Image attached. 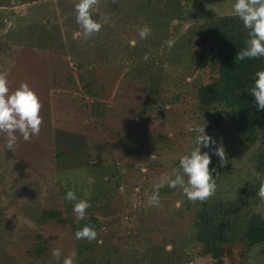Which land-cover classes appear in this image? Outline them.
Here are the masks:
<instances>
[{
    "label": "rangeland",
    "instance_id": "1",
    "mask_svg": "<svg viewBox=\"0 0 264 264\" xmlns=\"http://www.w3.org/2000/svg\"><path fill=\"white\" fill-rule=\"evenodd\" d=\"M176 1L181 7L187 0H100L92 18L103 27L85 39L76 23L78 0H0V72L7 74L10 93L27 84L43 105L40 133L29 142L16 133L18 142L8 150L6 134L0 133V264L24 258L23 250L33 245L37 233L56 235L48 241L47 254L59 248L65 257L66 242H74L67 228L52 221L36 223L41 209L64 214L58 186L74 191L77 200L105 195L99 202L104 204L109 199L100 212L92 211L101 229L90 255L102 264L105 258L113 264H191L183 247L191 213L180 187L163 191L165 184L159 206L148 204L154 185L165 176L175 178V163L198 147L197 134L189 136L188 126H201L193 115L195 86L208 78L207 72H195L199 61H191L187 52ZM234 3L204 4L216 16H232ZM145 25L151 34L141 39L138 31ZM141 78L162 88L164 104L157 115L139 114ZM84 83L100 97L91 100ZM173 94L181 98L170 104ZM92 101L104 107L101 120L93 114L101 109ZM221 128V143L234 147L225 134L231 127ZM126 142L138 145L124 155ZM216 144L203 149L208 153ZM56 149L68 157L57 163ZM173 239L180 241L178 247ZM257 252L243 264H262L264 257L252 258Z\"/></svg>",
    "mask_w": 264,
    "mask_h": 264
},
{
    "label": "trees",
    "instance_id": "2",
    "mask_svg": "<svg viewBox=\"0 0 264 264\" xmlns=\"http://www.w3.org/2000/svg\"><path fill=\"white\" fill-rule=\"evenodd\" d=\"M146 1L151 3L153 0ZM206 1L211 0H187L181 7L176 1L177 11H175L178 13L181 10L177 21L186 26L183 39L187 52L191 55L190 59L199 61L195 72L204 71L208 74L206 82L195 86L196 108L193 109V115L196 120L201 119V126H205L204 134L216 141L218 146L223 147L226 159L221 166L219 157L213 154L215 148L208 152L211 157L210 173L216 181V191L211 198L203 202H193L180 188L183 192L181 196L183 204L191 213L188 240L183 242V247L188 250L191 264L200 263L202 260H206L209 264H243L247 255L254 249L258 252L252 258L264 257V208L262 207L264 204L258 195L264 182V110L257 109L250 91L255 73L264 71V57L237 60V54L246 46L248 31L235 15L216 16L206 10L204 4ZM189 5H192L191 8ZM141 80V91L144 96L139 114L148 115L153 112L157 115L159 113L157 110L164 104L160 94L162 88L143 78ZM86 85L87 83L83 84L84 91L91 100L100 97L97 92L87 91ZM180 98V94H173L169 102L175 104ZM91 103L94 107L96 105L100 107L101 111L94 109L93 114L101 120L104 107L93 101ZM164 112L165 110L162 111V115H165ZM222 126L231 127L232 131H227L225 134L231 137L230 142L234 143V147L221 143ZM193 133L189 131L188 135L191 136ZM166 140L165 137L159 139L161 142ZM125 145L124 155L134 152L138 144L126 142ZM200 151L201 154L206 152L203 145ZM54 157L59 163L68 155L56 149ZM175 164L179 165V162ZM112 176L115 178L114 175ZM58 190V194L64 197L62 203L64 214L53 208L41 209L36 223L52 221L59 228H67L66 236L70 235L74 242H66V251H63V254L66 257L75 250L77 253L75 264H100L101 261L90 255L96 240L100 239L101 229L92 211L100 212L109 199L104 200V204H100V198L105 195L93 197L89 202L91 207L86 210L85 218L77 222L74 212L66 216L67 218L64 215L73 211L74 204L79 200L69 202L65 199L67 190L60 186ZM162 190L174 191L170 187ZM109 196L112 197L113 194ZM86 225L97 231L96 240L89 242L75 238V232ZM104 226H108L107 222ZM54 238L56 235L44 238L38 233L33 234L32 239L35 242L23 250L25 257L21 260L27 259L28 263L33 262V264L39 262L44 264L46 261L50 264H59L65 258L62 253L59 261L47 254L48 241ZM170 242L174 247H178L180 241L173 239ZM177 258L180 259V256ZM21 260L14 264H22ZM103 264L113 263L105 258Z\"/></svg>",
    "mask_w": 264,
    "mask_h": 264
},
{
    "label": "clouds",
    "instance_id": "3",
    "mask_svg": "<svg viewBox=\"0 0 264 264\" xmlns=\"http://www.w3.org/2000/svg\"><path fill=\"white\" fill-rule=\"evenodd\" d=\"M99 3L100 0H78V3L75 4L76 23L82 29L85 39L98 34L103 27L102 23L92 18V9L98 7ZM232 10L233 14L242 21L244 29L248 31L246 46L237 54L236 59L243 61L246 58L264 57V0H235ZM104 23H107V19H104ZM150 34L151 29L147 25L138 31L141 39H146ZM143 59H148L147 54ZM250 91L257 109L264 110V71L255 73ZM42 107L38 96L27 84H21L18 89L10 93L7 74L0 72V133L6 134V149L12 150L17 144L16 133H19L25 142H29L33 136L39 135L43 123V117L40 115ZM188 130L197 134L195 140L198 147L191 150L189 154L180 157L179 168L173 173L175 178L165 176L160 183L154 185V191L148 197L149 206H159V189L165 184L170 188L179 186L187 198L193 202L206 201L215 194L216 181L209 169L211 157L207 152L201 154L200 147L203 145V147L209 148L210 145L216 144V141L204 134L205 126L189 125ZM213 154L219 157L221 166H223L226 159L223 147L217 146ZM150 159H155L154 154ZM142 171L146 172L147 169H142ZM185 177H187V181H185ZM258 195L261 200H264V182H262ZM65 199L73 202L77 201V196L74 191L68 190ZM176 206H180L179 202ZM90 207V203L85 199H80L74 204L73 212L77 222L85 218L86 210ZM101 231H106V229ZM97 236V231L87 225L75 232L77 240L85 239L91 242L96 240ZM52 256L59 261L61 249H53ZM76 256V251L72 250L63 259V264H75Z\"/></svg>",
    "mask_w": 264,
    "mask_h": 264
}]
</instances>
